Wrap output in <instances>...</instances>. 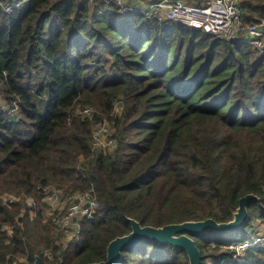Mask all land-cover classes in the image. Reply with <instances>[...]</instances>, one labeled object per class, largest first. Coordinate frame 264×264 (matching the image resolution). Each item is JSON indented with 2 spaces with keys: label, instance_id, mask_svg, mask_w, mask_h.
I'll use <instances>...</instances> for the list:
<instances>
[{
  "label": "trees",
  "instance_id": "16d2710c",
  "mask_svg": "<svg viewBox=\"0 0 264 264\" xmlns=\"http://www.w3.org/2000/svg\"><path fill=\"white\" fill-rule=\"evenodd\" d=\"M21 1L0 0V94L17 102V116L0 109V264L36 255L44 264L54 240L40 184H93L99 201L63 264L105 260L107 244L131 231L129 218L154 227L227 222L248 193L264 205V57L255 47L173 19L122 16L100 0L5 10ZM239 6L247 23L264 19V0ZM86 106L94 112L82 117ZM104 121L116 139L111 151L91 144ZM247 209L242 228L192 236L202 264H264V246L238 255L228 247L257 236L256 220L264 233V211L256 201ZM119 264L189 262L183 249L144 240L124 248Z\"/></svg>",
  "mask_w": 264,
  "mask_h": 264
},
{
  "label": "built area",
  "instance_id": "2783aa9c",
  "mask_svg": "<svg viewBox=\"0 0 264 264\" xmlns=\"http://www.w3.org/2000/svg\"><path fill=\"white\" fill-rule=\"evenodd\" d=\"M28 0L14 3L5 7H20ZM93 2L96 0H87ZM113 3L122 16L139 14L146 19L164 21L173 19L182 27L200 29L220 40H238L250 43L256 48L258 54L264 57V19L259 22L247 23L242 9L241 0H204L203 5L196 6L186 0H100ZM1 3V2H0ZM1 104L0 109L17 116V107ZM94 112L91 106L82 108L78 113L88 117ZM92 148L102 151H111L116 146L113 128L104 121L97 123L92 131ZM41 208L45 218L53 226V244L44 249V264H63V252L67 247L79 241L82 233V222L93 219L99 207L93 184L87 189H63L55 184H40ZM9 202L16 197L9 196ZM29 204L35 205L32 198L26 197ZM11 233L7 230V234ZM264 246V233L251 237L242 243H230L229 248L236 251L235 255L243 252L248 246ZM23 263L25 258L22 259ZM22 263V262H21ZM211 264H214L213 262ZM220 264V263H218Z\"/></svg>",
  "mask_w": 264,
  "mask_h": 264
},
{
  "label": "water",
  "instance_id": "95a60500",
  "mask_svg": "<svg viewBox=\"0 0 264 264\" xmlns=\"http://www.w3.org/2000/svg\"><path fill=\"white\" fill-rule=\"evenodd\" d=\"M251 201H256L259 208L264 211L261 199L253 193H248L239 199L238 207L233 213L232 219L227 222H217L213 218H206L154 227L150 225L142 226L137 220L129 218L131 231L128 234L115 237L107 244L106 259L86 264H119L121 251L124 248L144 240L170 244L176 248L183 249L188 256L189 264H202L200 250L192 236L203 235L210 230L224 233L242 228L249 219L247 204ZM12 264H42V261L36 255L32 263L14 262Z\"/></svg>",
  "mask_w": 264,
  "mask_h": 264
},
{
  "label": "rangeland",
  "instance_id": "374dc122",
  "mask_svg": "<svg viewBox=\"0 0 264 264\" xmlns=\"http://www.w3.org/2000/svg\"><path fill=\"white\" fill-rule=\"evenodd\" d=\"M1 91H3V84H2V82L0 81V92ZM4 103V102H3ZM48 103H49V99H45V100H43L41 103H40V113L41 114H45L46 113V110H47V106H48ZM115 106H117V105H115ZM118 107V106H117ZM116 107V108H117ZM252 226H253V230L254 229H257V228H259L260 229V231L259 232H262L263 230H261L262 229V225L261 224H259V222L256 220V221H254L253 223H252ZM252 237V236H251ZM250 239V238H249ZM25 257H20L19 258V262L21 263H23V260L22 259H24ZM25 262H26V258H25ZM212 263V261L210 260V259H208L207 260V264H211Z\"/></svg>",
  "mask_w": 264,
  "mask_h": 264
},
{
  "label": "crops",
  "instance_id": "0c3cea01",
  "mask_svg": "<svg viewBox=\"0 0 264 264\" xmlns=\"http://www.w3.org/2000/svg\"><path fill=\"white\" fill-rule=\"evenodd\" d=\"M3 102H5V101H4L3 97L0 94V104H3Z\"/></svg>",
  "mask_w": 264,
  "mask_h": 264
}]
</instances>
